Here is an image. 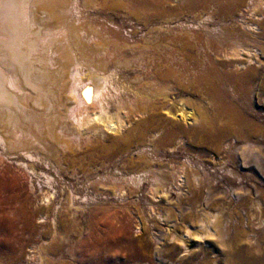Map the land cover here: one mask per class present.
Wrapping results in <instances>:
<instances>
[{"label": "bare ground", "instance_id": "bare-ground-1", "mask_svg": "<svg viewBox=\"0 0 264 264\" xmlns=\"http://www.w3.org/2000/svg\"><path fill=\"white\" fill-rule=\"evenodd\" d=\"M185 1L206 8L221 26L204 25L208 31L202 37L177 45L157 31L130 43L119 32L97 31L89 24L90 13L118 12L122 0H0V220L10 226L4 234L13 241V253L18 244L32 245V262L55 264L49 254L60 248L45 244L44 238L40 245L32 244L38 229L34 218L44 208H36L31 196L22 199L20 173L28 176L34 193L38 172L33 151L54 138L66 142L73 135L79 139L113 132L124 145L114 153L94 155L101 166L121 158L123 168L115 169L124 170L136 190L149 180L154 199L167 200L175 190L173 180L179 192L192 181L186 185L192 213L179 208L181 226L167 230L142 221L140 231L150 242L118 227L115 220L121 223L124 213H105L98 223L94 264H108L104 254L123 255L136 264H264V237H258L256 227L264 224V206L250 213L249 230L209 209L195 210L204 195L231 193L218 192L208 168L217 176L233 174L230 165L262 162V152L250 145L257 132L264 136V125L246 113H253L255 97L264 96V0ZM132 151L137 157L128 156ZM167 173L171 184L163 180ZM44 177L50 190L43 189L48 207L40 218L48 220L54 212V239L62 200L53 191V178ZM237 183V196L256 193L264 205L262 189ZM64 200L76 215L81 200L74 193ZM167 212L162 215L150 205L151 215L171 223ZM21 256H3L0 264H25Z\"/></svg>", "mask_w": 264, "mask_h": 264}, {"label": "rangeland", "instance_id": "rangeland-1", "mask_svg": "<svg viewBox=\"0 0 264 264\" xmlns=\"http://www.w3.org/2000/svg\"><path fill=\"white\" fill-rule=\"evenodd\" d=\"M122 1L123 5L118 12L112 11L102 15L90 13L88 21H91V23L89 22V24L97 31L110 33L119 32L125 36L127 41L130 43L144 38L148 35V33L150 34L157 31L174 40L177 45H180L181 43L184 44L185 40L187 42L191 41L199 35L202 37V34L207 30L206 27L204 28V25L209 24V27L211 28L216 25L217 27L221 26L217 24L219 22L216 18L208 17L209 14L206 8H203L202 6L192 7L185 0ZM213 21H215V23ZM214 24L216 25L214 26ZM262 65L264 66V62ZM252 112L253 113H246V115L251 120H254V122L259 124L262 123L264 125V96L258 95L254 98ZM137 119L139 118L136 117L135 122L138 123ZM257 136L258 137L254 139L256 143L253 142L250 146L253 150L257 148L255 151H260V153L262 152V164H258L253 160H248L247 165H244L242 168H236L234 165H230V169H234L233 174L219 172L217 176H214V171L211 168H208V171H210V174L212 175L211 180L216 182L218 185V192L229 190L231 193H227L225 196H220L221 198H211V196L209 197L204 195L198 205H196L195 210L205 208L209 209L208 211L218 213L220 217L223 216L226 219H229L230 224L234 226L239 225L246 230L250 229L251 224L248 217L250 213H257L259 208L264 206L263 197L259 194L256 195V193L248 198L237 196L236 192L238 191H236V185H238L237 182H242L241 185L243 187L245 186V188H252L254 185L264 191V136L258 132ZM120 137L121 135L113 132H107L103 136L98 134L97 136L93 135L91 137H79V139L73 135L72 140L66 142L64 139L62 140V138L56 139L54 137L53 138L56 140H48V143L50 142L49 145L47 144L48 146L45 145V147L39 152L33 151V153L37 156V160H35L34 163L36 165L38 175L37 177H34L35 192L32 194L29 192L28 176L21 170L20 186L23 187L21 193L24 194H21L22 199L26 198V195L29 197L31 196V202L35 204L36 208L39 206L44 208L41 213L34 218V223L35 226L38 227V232L36 231L33 235L31 240L34 243L32 244L40 245V243H43V240L45 244L46 242H49L51 245L59 244L58 246L60 248L49 254V256L55 260V264H94V261L98 259L97 250L95 248L96 234L99 229L98 223L99 219H101L105 213H124L126 218L122 220L121 223L115 220L118 227H122V229L133 238L143 236L145 241L150 242L148 237L140 231L144 221L147 222V224H155L164 227V229L167 230L169 228H173L174 225L175 227L179 225L181 226V218L177 217L178 213H181L179 208H182L181 210H183L186 214H189L192 211L191 206L193 205H191L188 201V199H191L192 196H186L188 190L187 186L192 185V181H190L188 185L186 184L187 186L182 184V186L184 185V190L179 192L176 191L177 186L174 184V180L170 175L168 176L169 173H167V176H163V178L166 177L163 180L164 182L167 181L166 183L168 184H171V181L173 180L175 190H172L167 200L164 198L154 199L150 193L151 182L149 180H144L141 183L140 188L136 190L137 185L128 181L126 177L122 175L124 170L121 169L123 168L122 165L124 160L121 158L113 159L111 161L112 163L109 162V160H105V164L103 166L105 167L106 165V167L104 168L101 166L102 164L94 158V155L96 157L98 153L103 154L108 151H117V149H119L118 147H120L119 145H124V142L120 140ZM64 143H66L67 146L64 145ZM128 156L137 157L136 151H132ZM179 157L181 161L185 160L183 154H180ZM115 166H118L121 169L117 170L115 169ZM45 175H49L53 178L55 182V189L53 191L58 190V195L61 196L59 199L62 200L60 209L58 213H56V228L58 233L54 239H52V235L55 228L50 222L53 220L54 212L50 213V218H48V220L46 217L40 218L46 215L44 213H46L45 209L48 207L47 203H44L42 200L43 189L45 191L47 189L50 190V188L45 184ZM180 183L181 182L178 184ZM130 189H135L136 192L130 194ZM27 192L29 194H27ZM71 193H74L75 196L81 200V203L75 206L76 208L79 206L76 215H73L71 208L65 204L64 200ZM186 197H188V199ZM152 203L155 204L156 210L158 212L160 211L162 215L166 214L168 211L167 215L169 217L173 216L171 223H166L163 220L161 221L159 216H156L155 213H153V215L150 214V205ZM261 216L264 217V211L263 213L261 212ZM74 218L77 219V224L75 228L73 227V229L70 225ZM1 220L0 254H2V256L0 258L8 255L13 256V254H15V256L22 255L21 257L25 260V264H37V262H32L29 256L30 254H34L31 249L32 245L26 244L25 247L23 245V248L18 244L16 246L18 251L16 250V253L11 251L13 241L10 242V240L5 237V234L8 233L10 226L6 223L7 221ZM256 227H258V237H264V224L257 225ZM230 234H233L232 230ZM42 238L44 239L41 240ZM154 247L161 248L162 246L157 244V246ZM20 249L23 251L21 252ZM167 253L168 251L164 250L163 257H166L168 255ZM152 254H154V252L151 251V255ZM103 258H105L104 260L108 262V264L135 263L132 260H127V258L123 255L113 257L111 254H104ZM119 259H122L121 262Z\"/></svg>", "mask_w": 264, "mask_h": 264}]
</instances>
